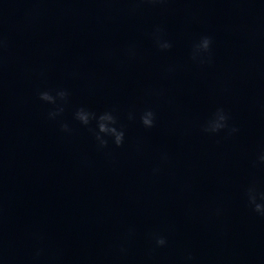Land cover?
<instances>
[{"label": "clouds", "instance_id": "9594fccd", "mask_svg": "<svg viewBox=\"0 0 264 264\" xmlns=\"http://www.w3.org/2000/svg\"><path fill=\"white\" fill-rule=\"evenodd\" d=\"M141 2L146 3H157L162 2V0H141ZM152 39L161 51H167L172 48V42L165 39L163 29L157 26L153 32L151 33ZM212 44L213 39L211 36L204 35L199 38V40L193 44L191 50V59L193 62L199 65L210 64L212 62ZM5 46L4 41L0 39V49H3ZM128 54L130 56L135 55V49L129 48ZM175 69L169 67L167 69L168 72H173ZM39 99L47 102L49 104L56 105L57 100L66 102L69 96V93L66 89H58L55 91V95L52 94L51 91H41L38 93ZM64 111L62 105H57L54 111H50L48 113V118L51 120H55L57 116L61 115ZM74 118L78 120L82 125L88 126L94 120L96 121V129L93 130V134L95 136V140L98 143L99 148L103 149L108 147L109 140L105 137H111L112 143L116 147H121L124 144L125 140V131L124 126L119 125L118 118L114 115L113 111H105L99 115L95 112H91L85 108H79L76 110L74 114ZM129 120H135L136 115L135 113L129 112L128 113ZM140 123L146 129H151L155 126L156 123V113L151 108L145 109L139 116ZM229 116L225 112L223 108H218L215 113L205 122L202 126V131L206 134H216L221 132L222 130L227 129L228 134H234L238 131L236 127H229L228 124ZM60 130L64 133H71V128L67 123L61 122L60 123ZM92 130V129H90ZM161 159L166 160L167 154H162ZM258 161L261 164H264V152H262L259 157ZM154 173L158 172L159 169H154ZM246 196L249 207H251L252 211L259 214L260 216L264 217V203H258V194L255 187V184H252L246 190ZM259 199L264 201V193H259ZM132 230H129V234L131 235ZM151 239L154 241V246L165 247L167 245V239L165 236L159 233H152ZM121 251L124 252L126 249L121 246ZM41 255L40 251L36 253V259L39 258ZM193 258L191 255L186 257L187 261H191Z\"/></svg>", "mask_w": 264, "mask_h": 264}]
</instances>
